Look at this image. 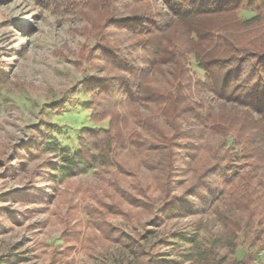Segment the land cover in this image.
<instances>
[{
    "label": "trees",
    "instance_id": "1",
    "mask_svg": "<svg viewBox=\"0 0 264 264\" xmlns=\"http://www.w3.org/2000/svg\"><path fill=\"white\" fill-rule=\"evenodd\" d=\"M33 1L87 23L94 42L76 57L102 73L86 76L75 92L89 96L90 122L106 126L82 128L75 152L48 141L49 134L35 141L60 156V164L49 165L51 183L102 165L123 170L118 150H128L153 183L137 187L142 197L110 183L112 200L94 210L105 240L130 247L143 264H176L105 218L124 214L122 201L153 213L155 226L214 211L222 230L207 249L195 236L173 235L188 246L177 250L181 262L262 264L256 254L264 249V0ZM181 174L189 176L187 185L175 180ZM241 235L258 250L229 258Z\"/></svg>",
    "mask_w": 264,
    "mask_h": 264
},
{
    "label": "rangeland",
    "instance_id": "2",
    "mask_svg": "<svg viewBox=\"0 0 264 264\" xmlns=\"http://www.w3.org/2000/svg\"><path fill=\"white\" fill-rule=\"evenodd\" d=\"M86 27L76 13L45 8L33 0H0V264L144 263L130 247L102 237L95 228L94 210L100 202L112 200L110 183L142 197L137 187L153 183V175L128 150L120 149L116 161L123 170L115 164L102 165L52 184L49 165L60 164V156L41 151L35 142L49 134L48 141L75 152L82 128L106 126L90 122L85 109L89 96L81 88L75 92L86 76H102L76 57L83 45L94 42ZM192 69L197 70L195 64ZM50 125L56 130L48 129ZM175 180L186 185L190 181L182 174ZM182 189L176 183L173 194ZM122 209L124 214L105 221L176 264L194 263L181 262L177 250L188 246L173 235L195 236L205 250L222 230L214 211L155 226L153 213L124 201ZM258 246L241 235L235 253L228 257L241 259ZM216 252L227 254L219 248ZM263 252L256 254L262 264Z\"/></svg>",
    "mask_w": 264,
    "mask_h": 264
}]
</instances>
